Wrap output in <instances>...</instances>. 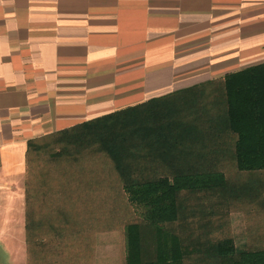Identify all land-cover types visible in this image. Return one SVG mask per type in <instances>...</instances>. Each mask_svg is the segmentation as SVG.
<instances>
[{
    "label": "trees",
    "instance_id": "1",
    "mask_svg": "<svg viewBox=\"0 0 264 264\" xmlns=\"http://www.w3.org/2000/svg\"><path fill=\"white\" fill-rule=\"evenodd\" d=\"M24 201L26 264H264V63L29 141Z\"/></svg>",
    "mask_w": 264,
    "mask_h": 264
},
{
    "label": "crops",
    "instance_id": "2",
    "mask_svg": "<svg viewBox=\"0 0 264 264\" xmlns=\"http://www.w3.org/2000/svg\"><path fill=\"white\" fill-rule=\"evenodd\" d=\"M262 63L264 0H0V244L9 264L12 237L25 233L29 141Z\"/></svg>",
    "mask_w": 264,
    "mask_h": 264
},
{
    "label": "rangeland",
    "instance_id": "3",
    "mask_svg": "<svg viewBox=\"0 0 264 264\" xmlns=\"http://www.w3.org/2000/svg\"><path fill=\"white\" fill-rule=\"evenodd\" d=\"M24 188L25 185L23 186V191ZM256 219L257 224H263L262 222L259 223L258 218ZM255 220L250 219L249 222L248 219H246L243 215H233L231 228L234 234L237 235V239L240 238V241L246 239L245 233L247 225L254 223ZM5 221V219H0V227H2L3 225L5 226L1 228L2 230H6V224H4ZM256 223L254 225H256ZM122 225L123 224L114 228V230L111 232L100 233L97 236L95 252L92 261L93 263L91 264H122V251L124 248V236ZM11 241H13L14 247L17 249L14 251L15 264H26L27 256L25 257V254L27 255V252L25 244V233H23L22 235L13 236ZM5 252L6 250L3 248L2 244H0V258L3 259L4 264H9L10 261H8L9 259ZM66 263L68 264V262Z\"/></svg>",
    "mask_w": 264,
    "mask_h": 264
}]
</instances>
